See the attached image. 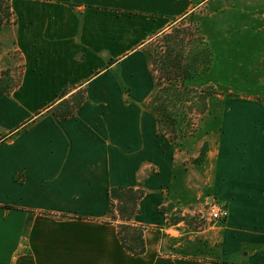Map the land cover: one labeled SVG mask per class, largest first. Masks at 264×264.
<instances>
[{"label":"crops","instance_id":"obj_1","mask_svg":"<svg viewBox=\"0 0 264 264\" xmlns=\"http://www.w3.org/2000/svg\"><path fill=\"white\" fill-rule=\"evenodd\" d=\"M9 1L16 21L0 29V78L20 69L0 91V264H264L263 108L207 135L200 163L147 108L146 44L214 0ZM228 8L252 12L235 40L264 43V0H223L219 11ZM81 88L74 115L53 113L63 90ZM112 187L144 192L132 219L142 254L121 246ZM211 198L228 216L201 227L171 222L164 208L202 216Z\"/></svg>","mask_w":264,"mask_h":264},{"label":"rangeland","instance_id":"obj_2","mask_svg":"<svg viewBox=\"0 0 264 264\" xmlns=\"http://www.w3.org/2000/svg\"><path fill=\"white\" fill-rule=\"evenodd\" d=\"M226 1L246 3L251 0ZM221 5H223V0H214L208 9L202 8L193 11L153 36L146 44L149 63L150 52L154 49L156 51L163 50L164 48L162 49L161 46L165 43V34H174L175 31L187 33L185 40L189 41V47L195 45V49L201 50L204 45L202 46L200 43V38H203L210 48L212 63H199L198 72H202V70L203 72L197 78L189 81V87L202 89L203 93L212 92L208 97L207 110L198 111L200 106L197 107V104L192 101L183 102L182 107L177 104L181 110L177 116V119L180 120L178 129L170 132L171 130L165 125L159 132L166 135L175 147L182 150L190 163L203 161L204 154L209 147L207 135L211 134V136L217 137L218 133L228 131L230 126L235 124L231 121L232 118L245 112L254 114L252 111H256L258 105L264 110V43H254L252 40L249 42L235 40L236 33H240L239 24L242 21L248 22L247 25L251 24L252 12L237 8L219 11ZM254 61L257 62L256 69L251 68ZM19 69V66L15 67L13 76L8 74L11 69L5 70V75L0 78V87L7 88L16 84ZM7 74L8 77H5ZM83 89L72 92H69L71 90L69 89L66 103L73 106L81 95L80 90L83 91ZM156 90L155 86L151 100L147 105L153 115L155 112L151 102ZM193 100L197 101L194 96ZM156 105L159 106V103ZM167 111H170L168 106ZM263 112L261 110V113ZM166 124L169 125L168 122ZM164 208L169 214L171 222L184 220L187 224L196 227H201L206 222L211 223L206 215L189 216L184 214L182 209L174 208L170 204ZM112 211L114 215L115 207ZM216 262L214 259H210L208 263L216 264Z\"/></svg>","mask_w":264,"mask_h":264},{"label":"trees","instance_id":"obj_3","mask_svg":"<svg viewBox=\"0 0 264 264\" xmlns=\"http://www.w3.org/2000/svg\"><path fill=\"white\" fill-rule=\"evenodd\" d=\"M15 17L10 8L9 0H0V29L3 25L15 22ZM187 33L175 31L174 34H165V43L161 46L163 50L150 52V65L153 77L155 79V91L152 99V109L158 123V130L161 132L163 126H167L169 130L176 131L180 120L177 119L178 112L181 113L177 104L182 107V103L192 101V103L200 106L197 110L202 112L207 110L210 95L209 91L203 93L202 89L189 87V81L197 78L203 72H198L199 63H212V55L210 48L200 38L202 46L201 50L195 49V45L188 46L185 37ZM210 66V65H209ZM207 66V67H209ZM157 73V74H156ZM4 75L5 72H2ZM200 90V91H199ZM212 91V89H210ZM0 91L8 93L7 88H1ZM81 95L73 106H69L64 98L67 90H63L60 95V101L52 106V111L59 118H65L74 115L77 108L85 99L84 90H80ZM193 96L195 100H193ZM159 103V106L156 104ZM156 105V106H155ZM167 106L170 111H167ZM168 122L169 125L166 123ZM144 192L138 187H112L109 190L110 205L108 216L111 220H118L117 235L121 246L133 255L142 254L145 251V243L143 239V228L132 222L134 214L138 210V202L142 198ZM118 203L115 204L114 202ZM113 207L116 212L113 215ZM30 217L28 218V221ZM216 264H226L224 261H217Z\"/></svg>","mask_w":264,"mask_h":264},{"label":"built area","instance_id":"obj_4","mask_svg":"<svg viewBox=\"0 0 264 264\" xmlns=\"http://www.w3.org/2000/svg\"><path fill=\"white\" fill-rule=\"evenodd\" d=\"M228 216V209L224 203L211 198L206 205V218L212 223L221 222Z\"/></svg>","mask_w":264,"mask_h":264}]
</instances>
